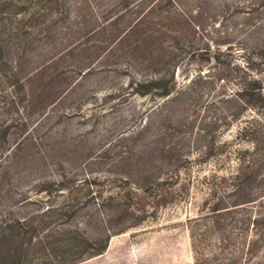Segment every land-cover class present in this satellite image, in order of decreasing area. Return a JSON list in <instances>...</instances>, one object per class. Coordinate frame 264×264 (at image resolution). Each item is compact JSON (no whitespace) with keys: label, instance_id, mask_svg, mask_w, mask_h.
I'll use <instances>...</instances> for the list:
<instances>
[{"label":"rangeland","instance_id":"374dc122","mask_svg":"<svg viewBox=\"0 0 264 264\" xmlns=\"http://www.w3.org/2000/svg\"><path fill=\"white\" fill-rule=\"evenodd\" d=\"M261 2L62 0L68 14L43 46L33 14L44 5L0 0V264H70L67 226L99 238L93 247L103 244L106 230L112 233L101 254L87 250L73 264H264V165L235 180L233 156L221 164L218 155L202 159L197 152L209 141L200 129H215L214 143L234 149L238 129L255 110L228 119L238 104L214 110L196 94L193 102L190 94L173 101L124 88L153 79L176 56L177 85L210 101L191 80L208 75L221 51L216 68L228 79L220 82L227 94L240 89L245 73L264 89ZM178 9L199 28L197 40L190 29L178 43L168 38L177 37L169 29L183 34L185 22L173 17ZM189 39L194 49L201 39L210 48L189 54ZM61 49L58 61L49 62ZM81 70L89 72L80 77ZM217 116L225 120L214 128ZM143 127L136 146L118 143L126 148L107 160L95 157L117 133ZM257 135L264 137V129ZM89 179L91 185L84 183ZM75 203L63 222L61 214Z\"/></svg>","mask_w":264,"mask_h":264},{"label":"trees","instance_id":"16d2710c","mask_svg":"<svg viewBox=\"0 0 264 264\" xmlns=\"http://www.w3.org/2000/svg\"><path fill=\"white\" fill-rule=\"evenodd\" d=\"M87 2V0H84V3ZM264 3V0H262ZM261 2V3H262ZM40 4H43L44 8H42V11L35 10V13L33 14L34 22H36V27H35V34L40 37V41L42 42L43 46L49 45V38L51 35H53L57 21L60 20V18L66 16L64 12L60 10L62 0H39ZM261 3L256 6V8H259L261 6ZM75 5V4H74ZM76 6V5H75ZM255 8V7H254ZM23 9V8H22ZM24 13L28 12L26 9H23ZM256 10V9H255ZM250 11V10H249ZM19 13L23 12L22 10L17 11ZM65 14V15H64ZM75 17H78L77 15ZM173 17H178L181 22L184 23V27H182V32L183 34H179L178 30H172L169 29L167 33H175L177 37L171 36L168 37L172 39V41L175 43L177 41L185 40L183 39L182 36H185V29H190L195 35V39L197 40L198 36V30L199 28L197 25H195L194 21H192L191 17L187 14L184 13L182 10L178 11L176 10L174 12ZM142 18V17H141ZM140 18L135 20L131 25H129L131 28L138 26V21ZM136 26V27H137ZM154 35V33H153ZM152 35V36H153ZM190 43L187 45L188 53L189 54H194V53H205L207 50H209V42L207 41L206 43L203 42V39L200 40L198 47L194 49L193 45H191L192 39H189ZM178 43V42H177ZM79 43L75 44L78 45ZM52 47V46H51ZM71 48V47H70ZM69 48V49H70ZM225 50H228L225 49ZM45 52H48L49 54V49H45ZM63 55L62 49L60 50L59 53H57L49 62L55 63L58 61V59ZM221 55V51L218 52L217 56L213 59L212 64L214 66L209 70L208 75L206 76H201V75H196V77L191 80L193 83H198L201 88H205V90L208 91L206 97L210 95V101H207V99L202 98L199 91L192 92L184 85H177L175 82L174 78V71L176 69V66H178V61L176 60V56H171L169 58V62H165L161 69H156L157 71L159 70L160 73H157L156 75H153V79L145 80L143 82H135V83H127V85L124 88H127L128 91L130 90L134 94H138L140 96H146V95H153L154 97L157 98H167L168 99L173 96V101L181 99L182 96H186L190 94V100L193 102V96L196 94L198 96V99H202L203 102H206V108L207 109H217L220 104H228L231 103V106L229 108H234L233 103L238 104L239 109L236 113L231 114L228 119L235 118L239 116V112H246L247 110H255V115L246 117L244 121V126L240 127L238 129V134L236 135V142L238 145L232 149L229 144L225 142H215V139L218 138V135L216 134L217 131L215 129H200V135L202 137H205L209 139L208 143L205 145V147L197 150L199 156L202 159H207L211 158L213 156L218 155L220 157V163H224L225 159H228L229 157L233 156L237 162V170L236 173L234 174V179L235 180H245L246 178L251 177L255 172H257V164L261 162V166L264 165V137H260L257 135L259 129H264V89L262 86L261 80H259L257 77L251 74H246V77L243 79V84L238 89L235 91V93L227 94V92L224 89V85L220 84L224 83L225 80L227 79L226 77L224 78V75H221L220 72H217L218 68L216 66L220 65L218 62V56ZM44 66V64H43ZM89 70V69H88ZM87 70V71H88ZM85 71V72H87ZM82 76H85L84 70L80 71ZM89 72V71H88ZM244 74V75H245ZM228 80V79H227ZM219 83V84H217ZM220 86L221 88H217V86ZM186 89V90H185ZM188 91L189 93H187ZM206 100V101H205ZM172 102V100H170ZM168 101L167 103H170ZM160 108H156V111H160ZM155 111V112H156ZM210 112V110H209ZM223 119V118H222ZM222 119L218 116L214 117L213 120L216 121V123H212L213 127L215 128L218 123L222 122ZM240 118H238L239 120ZM225 119H223L224 121ZM241 120V119H240ZM239 120V122H240ZM227 127V126H226ZM187 130L186 132H191V129H185ZM146 129L144 127L142 129H139L136 132L130 133V135H124L123 133H117L108 143L105 147L101 148L99 151H97L96 156L97 158L101 160H107L112 153H117V149L119 147L126 148V146H119L118 143H132V145H135L139 142V138L142 137ZM5 134V131L4 133ZM211 141V142H210ZM239 143H244L245 146L247 147H242L239 148ZM121 144V145H122ZM103 146V145H102ZM101 146V147H102ZM122 148V152L124 149ZM250 148V149H249ZM231 150V151H230ZM223 157L224 159H222ZM253 171V174H252ZM84 183L91 185L92 181L85 180ZM62 186V183H58L57 188H60ZM238 186V183L236 184ZM82 191H85L86 193L90 192L91 190L89 188H80ZM57 189L54 188L53 193L56 192ZM149 190L148 188L143 189V192ZM89 194H86L88 196ZM85 203L84 205H86ZM77 204L75 203L74 205H70L68 211H65L61 214V217L64 219L63 222H68L70 218L72 217L71 210L76 209ZM219 204L215 203L212 207L211 212L213 214L218 213ZM74 207V208H73ZM83 207V206H82ZM136 226V225H133ZM62 231H65L66 240H67V252L70 254V257H66L71 259L70 264L77 262L81 258H83L84 252H87V250H92L90 252V255H98L101 254L106 246L107 242L112 235V233L108 230L105 231L104 233V239H103V244L98 247H93L94 243L97 241V243L101 244V240L97 238L96 240L94 239L95 237H83L81 234H79V231L77 229H73L69 226L65 227L62 229ZM74 234V236H73ZM71 235V236H69ZM77 236H79V239H83L82 243L80 241V244L78 243H73L75 239H77ZM85 245L84 247H81ZM87 245V246H86ZM67 255V254H66Z\"/></svg>","mask_w":264,"mask_h":264}]
</instances>
